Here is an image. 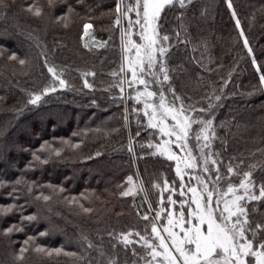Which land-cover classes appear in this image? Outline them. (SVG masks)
Returning <instances> with one entry per match:
<instances>
[{"label":"trees","instance_id":"16d2710c","mask_svg":"<svg viewBox=\"0 0 264 264\" xmlns=\"http://www.w3.org/2000/svg\"><path fill=\"white\" fill-rule=\"evenodd\" d=\"M117 3L0 0V264H165L162 257L153 258L140 236L158 245L151 225L165 227L173 207L169 196L179 212L185 199L180 192L190 194L191 180L177 176L175 162L157 151L162 135L149 126L145 98L137 100L144 86H130L125 67L130 52L122 33L130 31L131 39L142 43L140 29H129L122 15L115 23ZM231 5L186 0L183 8H166L159 31L169 37L162 42L169 51L157 55L170 80H163L158 66L155 77L144 78L148 90L158 93L149 103L158 105L163 92L169 106L183 105L185 115L197 121L212 120L208 141L195 139L202 124H193L189 135L199 167L201 149L217 161L207 165L209 186L217 167L226 178L217 185L220 191L229 180L238 186L251 171L253 194L259 195L264 185V0H231ZM129 18L134 21L135 13ZM85 24L92 25L88 41ZM49 67L66 87L54 82ZM51 87L57 90L45 95ZM34 95L42 98L31 104ZM228 166L239 175L230 176ZM245 206L258 245L264 242V230L256 228H264V200ZM161 208L165 211L156 219ZM246 235L253 239L251 231Z\"/></svg>","mask_w":264,"mask_h":264},{"label":"snow or ice","instance_id":"6c2138e0","mask_svg":"<svg viewBox=\"0 0 264 264\" xmlns=\"http://www.w3.org/2000/svg\"><path fill=\"white\" fill-rule=\"evenodd\" d=\"M191 3V0H187ZM179 7H185L186 0H134L133 3H125V0H118L116 5L117 19L115 23L120 24V16L122 15L127 19L128 28L132 29L137 27L139 31V39L142 43H137L131 39L132 33L125 31L122 33V38L127 37L125 43V50L128 52H135V59L129 58L128 69L131 72L132 83L138 82L144 86L143 92L137 93V100L142 97L145 98L144 108L145 115L149 117V126L152 128L159 127L161 133L169 137H175V142L178 143V147L181 151H187V156L181 158L175 152L170 150V144L174 141L165 140L162 145L156 147L160 150L161 154H167L169 160L176 162V174L181 176L182 169L180 164L183 163L185 168H192L194 165L191 161H195L196 157L192 154V149L188 148V138L190 132L193 131V124H202L199 132L195 134V139L199 141L203 137L204 141L209 140L207 130L212 126V120H200L197 121L185 115L186 109L181 105L179 108L169 106L165 103V96L163 92L159 93V104L149 103L148 99L157 96V92L149 91V81L145 79V75L155 77L157 75L154 68L158 66L159 72L163 74V80L168 81L170 77L168 75L167 68L163 63L159 61V57H162L169 49L162 46L163 41H168L167 35H160V20L162 13L166 8L173 7L175 5ZM123 6V8H122ZM228 7L231 8V0H228ZM31 11V9H29ZM71 11V10H70ZM129 13H135L136 19L133 21L129 18ZM35 15H40V10H35ZM235 17V12H233ZM237 27H239V20L236 21ZM92 27L91 24H85V34L87 30ZM243 35V32H241ZM247 47V40L244 41ZM85 47H88L85 44ZM251 52V49H248ZM159 54V57L157 55ZM12 59H16L15 56ZM20 63H25L24 60H20ZM255 63V61H253ZM123 71V68L121 69ZM257 71L259 69L257 68ZM48 72L52 74L54 82L58 81L61 87H66V81L57 75L56 70L53 67L48 68ZM91 75H94L91 74ZM113 75H116L113 73ZM260 81L264 84V75L260 76ZM85 87H91L85 81ZM57 89L51 87L45 89L44 94L48 92H55ZM41 95H34L30 100L31 104H36L41 100ZM178 99V97H177ZM219 100L220 97H215ZM212 105H209L211 108ZM151 109V111H147ZM203 112L205 109H200ZM171 118L174 123L169 126L168 118ZM158 120V123L155 121ZM214 135V132L212 133ZM208 145L205 144L204 147ZM152 147V145H149ZM131 151V149H129ZM201 158L204 160L203 171L210 173L212 170L207 166L209 158L204 157L203 149H201ZM38 159V157H37ZM243 163V162H241ZM211 164L216 165L215 159L211 160ZM239 166H237L238 168ZM228 173L231 175H239L234 171L232 166H228ZM244 178L240 180L238 186H233L228 182L225 191H219L217 185L220 181L226 178L219 174V168L215 170V178L211 181V187L209 182L201 177L196 179L199 181L200 188L189 187L187 191L191 193L190 203L195 205L194 209H185V205L189 204V201H181L179 204V212L168 211L167 214V226L163 227L162 231L165 235H161V231L158 230L157 225L153 223L151 225V233L158 239V245H153L150 239H146L144 236H140V240L144 241V245L152 249V256L162 257L165 264H249V261H253L254 264H264V242L254 245V239L257 235L255 230L250 228V221L248 219V210L245 206L249 201L264 200V185L259 187V195L253 194L254 182L252 180V172H245ZM128 182H132V177H128ZM159 187V185H157ZM184 185H181L183 189ZM165 190H169L168 182L165 181ZM174 191V189H172ZM243 190V195L237 193ZM130 191H125L122 195L127 196ZM183 196V190L180 192ZM48 200L49 197H43ZM163 202V201H161ZM170 205H176L177 201L173 200L171 196L168 197ZM222 205V207H221ZM11 208L3 209V211H10ZM89 211V209H85ZM165 210L161 208L160 212L156 213V219L160 218V215ZM144 220H149L148 215L142 217ZM28 220L35 219L34 216L26 217ZM15 227V226H13ZM257 229L264 230L260 224L256 225ZM175 229H178L175 230ZM10 228L8 231H12ZM251 231L253 239H249L246 232ZM46 233H41L45 235ZM131 235V233H129ZM125 242L130 243L125 236ZM91 246V245H89ZM157 248L162 251H157ZM23 251V250H22ZM38 251H44V249H38ZM57 254L61 249H54ZM51 255V252L48 253Z\"/></svg>","mask_w":264,"mask_h":264},{"label":"rangeland","instance_id":"374dc122","mask_svg":"<svg viewBox=\"0 0 264 264\" xmlns=\"http://www.w3.org/2000/svg\"><path fill=\"white\" fill-rule=\"evenodd\" d=\"M91 29V28H90ZM90 29H88L87 30V34H85V37H84V39L86 40V41H88L89 40V31H90ZM137 43H140V42H138V41H136ZM130 54V58L131 59H135V52L134 51H132V52H130L129 53ZM128 61H129V58H127L126 59V63H125V67H127L128 66ZM156 123H158V120L157 121H155ZM168 125L169 126H171L173 123H174V121H172L171 120V118L169 117L168 118ZM158 129H159V127H157ZM160 131V130H159ZM160 134L162 135V137H161V140H160V142H159V144L158 145H162L163 144V142L165 141V140H170V141H174V143H171L170 144V150L172 151V152H175L178 156H180L182 159L183 158H185L186 156H187V151H181L180 150V148L177 146L178 145V143L179 142H175V137L173 136V137H169V136H166V135H164L163 133H161L160 132ZM190 135V134H189ZM190 137V136H189ZM188 148H191V145H190V140H189V138H188ZM157 151L159 152V153H161L160 152V150L157 148ZM192 154H193V152H192ZM163 155H165V156H167V154H163ZM194 155V154H193ZM195 157V156H194ZM211 158L209 157V161L211 162ZM174 161V160H173ZM175 162V161H174ZM192 163H193V167L192 168H185L184 167V164L183 163H181L180 164V167H181V169H182V173H181V177L182 178H185V177H188V178H190V180L191 181H188L187 179H186V182L188 181V182H191V185H190V187H197L198 189L200 188V184H199V181L196 179L197 177H201V178H203V179H205L207 182H208V178H207V176H206V174H205V172L203 171V168H204V160H203V163L201 164V166L199 167V165H198V162L195 160V161H191ZM175 164H176V162H175ZM176 167H177V165H176ZM142 186V185H141ZM211 187V186H210ZM143 188V187H142ZM220 191V190H219ZM238 195H242V193H237ZM191 193L187 196L186 195V192H185V194H184V196H185V199L183 200V201H189V208H191V209H194L195 208V205L194 204H191L190 203V198H191ZM146 198V197H145ZM146 200H147V198H146ZM187 205V204H186ZM173 207H171L172 208V210L171 211H173L174 210V206L175 205H172ZM143 207V206H142ZM150 207V206H149ZM221 207H222V205H221ZM151 209V208H150ZM175 211V210H174ZM175 212H177V211H175ZM178 213V212H177ZM151 214L153 215V216H155V212L154 211H152L151 212ZM167 219H168V217H166V222H165V226H167ZM158 223H159V221H158ZM162 227L158 224V230H160L161 231V235H165L166 236V234L165 233H163V231H162ZM175 230H177L178 231V229H175ZM249 264H254V262L253 261H249Z\"/></svg>","mask_w":264,"mask_h":264}]
</instances>
